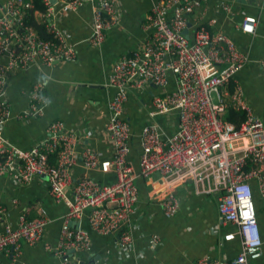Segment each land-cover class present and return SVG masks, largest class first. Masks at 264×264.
I'll list each match as a JSON object with an SVG mask.
<instances>
[{
  "label": "built area",
  "instance_id": "obj_1",
  "mask_svg": "<svg viewBox=\"0 0 264 264\" xmlns=\"http://www.w3.org/2000/svg\"><path fill=\"white\" fill-rule=\"evenodd\" d=\"M46 8L36 12L45 22L53 38L44 39L24 22V10L31 7L24 0H5L0 7V176L27 185L37 177L47 180L48 192L54 202H63L59 236L54 242L44 239L50 219L37 209L29 217L20 212L15 225L0 222V250L17 249L20 241L30 245L43 243L58 264H73L66 251L86 252L91 248L87 230L72 226L71 221L86 218L91 230L117 236L121 249L132 242V213L137 202L135 179L149 180L158 174L168 183L188 181L197 194H213L224 222L237 226L240 252L236 262L246 264L247 258L262 253L252 181L264 201V112L256 114L245 101L242 88L234 82L230 92L225 85L248 61V52L239 48L226 33L208 25L198 24L192 33H185L190 15L203 0H155L146 18L151 29L138 48L119 57L109 75L114 92L108 101L110 116L105 132L112 147L111 156L101 159L89 147L78 149V138L62 120H51L42 139L27 148L11 143L4 134V125L11 117H33L42 114L47 96L42 83L34 85L28 103L21 112L13 114L7 98V76L15 69H25L37 63L46 66L56 61H73L75 42H67L55 28L52 19L59 9L75 10L84 4L92 9V32L87 42L100 45L105 32L118 19L115 0H43ZM236 1V0H232ZM219 8L230 14L229 0L220 1ZM256 18L244 15L240 30L252 35ZM264 78V55L259 59ZM172 74L174 87L165 89ZM151 83L159 88L152 96L149 118L175 111L177 125L163 137L155 122L142 125L139 132L138 171L129 159L133 131L123 117L128 86L140 87ZM228 107L241 110L242 121L236 126L223 118ZM80 151L82 173L73 174ZM91 170L110 172L111 181H101ZM161 210L170 217L179 207V199L169 188L160 200ZM3 208L0 204V216ZM234 232L224 235L233 239ZM158 235L149 237L156 244ZM78 261V260H77ZM76 261V263H78ZM82 264H87L83 262ZM88 264H102L94 260ZM191 264H228L221 258H195Z\"/></svg>",
  "mask_w": 264,
  "mask_h": 264
},
{
  "label": "crops",
  "instance_id": "obj_2",
  "mask_svg": "<svg viewBox=\"0 0 264 264\" xmlns=\"http://www.w3.org/2000/svg\"><path fill=\"white\" fill-rule=\"evenodd\" d=\"M4 1L0 0V7ZM154 1L115 0L118 19L106 30L105 39L97 46L87 42L92 32V9L89 4L75 10L59 9L52 23L64 40L75 42L76 56L73 61L59 60L51 66L37 63L8 73L7 100L13 114L26 107L27 93L39 83H42L47 103L42 114L36 118H9L3 127L7 139L22 148L30 147L42 139L51 120L59 119L75 132L79 150L89 147L97 151L101 159L110 157L112 147L105 125L110 116L108 101L114 92L108 84L112 64L133 48H138L150 35L151 29L145 27V20ZM229 1L232 13L227 14L219 8L220 0H203L190 15L184 31L191 34L195 25H208L214 20L211 28L226 33L239 48L248 52L249 61L234 73L232 82L233 85L234 82L240 85L245 101L260 115L264 112V78L259 64L264 55V0ZM244 15L256 18L252 35L240 30ZM173 87L174 78L170 74L165 89ZM158 91L159 88L151 83L127 88L123 117L129 121L133 131L129 159L135 173L138 171L142 125L155 122L163 137L170 135L177 125L175 111L156 115L152 119L147 116L152 96ZM79 155L80 151L77 153L79 161L73 168L76 178L82 173ZM89 173L101 181L113 179L110 172L91 170ZM135 182L138 198L133 206L129 248L121 249L116 235H103L91 230L86 218L80 222L74 220L75 226L88 231L91 248L86 252L67 250L73 264L77 260L87 264L94 260L102 264H191L201 256L221 258L228 264H241L236 262L240 252L237 226L222 220L213 194H197L188 181L168 183L158 174H153L149 180L137 177ZM169 188L175 191L179 207L173 215L166 217L160 200ZM252 190L262 253L258 258H247L246 264H264V201L254 180ZM0 204L3 208L0 222L12 225L16 224L20 212L26 211L29 217H33L37 215V209H42L50 219L45 227L44 239L54 242L58 238L66 204L53 201L44 176L27 185H20L1 175ZM230 232L236 236L225 239L224 235ZM154 234L158 235V241L155 245L149 244L148 239ZM0 264H58V258L52 256L41 242L30 245L21 240L17 249L9 247L0 250Z\"/></svg>",
  "mask_w": 264,
  "mask_h": 264
},
{
  "label": "trees",
  "instance_id": "obj_3",
  "mask_svg": "<svg viewBox=\"0 0 264 264\" xmlns=\"http://www.w3.org/2000/svg\"><path fill=\"white\" fill-rule=\"evenodd\" d=\"M30 2L31 7H28L24 10V22L27 25H30L35 29V31L39 34L40 37L44 39L53 38V35L47 31L45 22L40 20L36 14V12H43L46 8V4H44L43 0H24ZM233 82L232 80L227 82L226 88L231 92L233 90ZM244 114L241 110H236L232 107L227 108L225 113L223 114V118L234 123L236 126L242 121Z\"/></svg>",
  "mask_w": 264,
  "mask_h": 264
},
{
  "label": "water",
  "instance_id": "obj_4",
  "mask_svg": "<svg viewBox=\"0 0 264 264\" xmlns=\"http://www.w3.org/2000/svg\"><path fill=\"white\" fill-rule=\"evenodd\" d=\"M52 3H55V0H50ZM74 221H71L72 226H75ZM69 251H74L73 249H70ZM83 262H78V263H74V264H82Z\"/></svg>",
  "mask_w": 264,
  "mask_h": 264
},
{
  "label": "rangeland",
  "instance_id": "obj_5",
  "mask_svg": "<svg viewBox=\"0 0 264 264\" xmlns=\"http://www.w3.org/2000/svg\"><path fill=\"white\" fill-rule=\"evenodd\" d=\"M220 1H222V0H220Z\"/></svg>",
  "mask_w": 264,
  "mask_h": 264
}]
</instances>
